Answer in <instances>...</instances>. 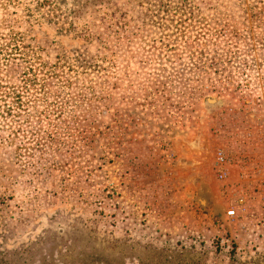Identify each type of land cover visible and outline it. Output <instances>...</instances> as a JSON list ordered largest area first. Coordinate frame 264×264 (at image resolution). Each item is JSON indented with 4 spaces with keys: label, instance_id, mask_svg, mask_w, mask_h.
Instances as JSON below:
<instances>
[{
    "label": "rangeland",
    "instance_id": "obj_1",
    "mask_svg": "<svg viewBox=\"0 0 264 264\" xmlns=\"http://www.w3.org/2000/svg\"><path fill=\"white\" fill-rule=\"evenodd\" d=\"M61 1L0 0V75L54 76L0 133V264H264V179L213 168L261 133L264 0Z\"/></svg>",
    "mask_w": 264,
    "mask_h": 264
},
{
    "label": "trees",
    "instance_id": "obj_2",
    "mask_svg": "<svg viewBox=\"0 0 264 264\" xmlns=\"http://www.w3.org/2000/svg\"><path fill=\"white\" fill-rule=\"evenodd\" d=\"M165 1L167 0H155V8L152 12L154 17H157L161 12H166V5H164ZM80 5L82 10L104 9V11H106L104 14L106 16L109 14L107 13L109 11V2L103 0H86V2ZM1 34L2 33H0V35ZM79 36L90 43L97 38V35L90 31L83 32ZM9 39L11 43L15 42L13 49L16 52L19 50L18 45H25V43H22L26 40L25 37H23L22 40H19L17 38L12 39L9 35ZM2 46L3 45H0V47ZM28 46H26V48ZM23 55L24 54H22V57L11 55L8 58H5V64L3 67L4 72L0 75V125L2 126L0 128V133L7 131L5 129H7L9 124L18 120L21 121L25 118L26 111L29 113L30 109L36 108V103H39L43 96L47 94L48 86L54 78L53 75H47L42 68L38 70L37 73L34 67L31 65L29 66L26 57ZM16 83H19V86L16 85ZM29 89H31V92L29 91L30 95H27L28 97L25 100V95ZM3 140L4 139L0 141V144H4ZM12 142H15L14 137ZM24 149L27 151V148Z\"/></svg>",
    "mask_w": 264,
    "mask_h": 264
},
{
    "label": "built area",
    "instance_id": "obj_3",
    "mask_svg": "<svg viewBox=\"0 0 264 264\" xmlns=\"http://www.w3.org/2000/svg\"><path fill=\"white\" fill-rule=\"evenodd\" d=\"M260 126V136H255L253 133L246 136L247 145L244 146L249 145V150L241 147L239 154L235 157H231L225 152H219L216 155L213 168L218 178L224 181H228L232 177L239 178L247 187L251 186L256 178H259V181L264 179V122L260 123ZM256 138L257 141H255ZM237 170L238 172H236ZM241 194L248 198L251 193L245 190ZM239 209L236 206L230 207L228 217H235Z\"/></svg>",
    "mask_w": 264,
    "mask_h": 264
},
{
    "label": "water",
    "instance_id": "obj_4",
    "mask_svg": "<svg viewBox=\"0 0 264 264\" xmlns=\"http://www.w3.org/2000/svg\"><path fill=\"white\" fill-rule=\"evenodd\" d=\"M67 2H68L67 0H62L60 3H61L62 5H65Z\"/></svg>",
    "mask_w": 264,
    "mask_h": 264
}]
</instances>
